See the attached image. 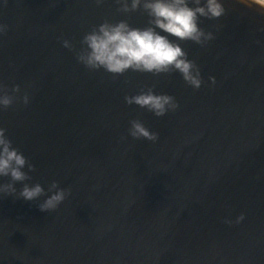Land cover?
I'll return each instance as SVG.
<instances>
[{
	"label": "water",
	"instance_id": "95a60500",
	"mask_svg": "<svg viewBox=\"0 0 264 264\" xmlns=\"http://www.w3.org/2000/svg\"><path fill=\"white\" fill-rule=\"evenodd\" d=\"M224 6L221 17L200 18L213 39L180 41L200 68L196 89L177 71L112 74L78 60L94 26L144 27L142 9L0 5V82L30 98L0 110V126L33 165L26 182L68 190L49 211L38 206L44 197L18 196L22 182L0 194V264H264V8ZM142 88L174 96L178 108L157 117L127 104ZM134 119L158 139L132 137Z\"/></svg>",
	"mask_w": 264,
	"mask_h": 264
},
{
	"label": "clouds",
	"instance_id": "9594fccd",
	"mask_svg": "<svg viewBox=\"0 0 264 264\" xmlns=\"http://www.w3.org/2000/svg\"><path fill=\"white\" fill-rule=\"evenodd\" d=\"M7 0H0V5ZM103 0H96L97 4ZM122 12L142 9L148 16V24L144 27L133 26L127 20L115 23L105 20L83 36L85 46L78 53V60L91 69H104L112 74H123L128 70L145 73L179 72L184 81L193 88L199 89L202 84L201 71L195 61L188 58V53L180 41L191 40L197 44H206L214 38V33L205 31L200 26V18L216 19L224 15L226 9L224 0H115ZM241 3L264 8V0H241ZM7 25L0 23V34ZM66 48H71L68 39L63 40ZM209 80L215 84L216 78ZM20 93V86H7L0 82V110L7 108L14 100H22L24 104L30 101L27 92ZM127 104H136L146 108L155 116L160 117L178 108L174 96L158 93L152 88L141 89L135 95L124 97ZM134 138H146L150 141L158 139V133L151 131L140 120L131 121L128 129ZM32 169L33 165L6 135V129L0 126V177H10L8 183H0V194L17 193L16 184L22 182L18 196L26 201H34L40 197L41 211L56 209L68 195V190L53 181L47 192L41 183H28L30 179L25 167ZM244 220L241 213L236 223ZM231 224V220H227Z\"/></svg>",
	"mask_w": 264,
	"mask_h": 264
}]
</instances>
